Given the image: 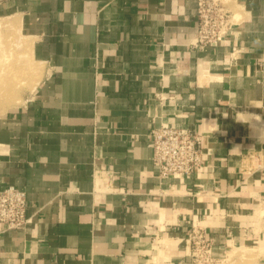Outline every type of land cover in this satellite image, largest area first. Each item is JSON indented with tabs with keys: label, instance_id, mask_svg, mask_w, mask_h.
<instances>
[{
	"label": "crops",
	"instance_id": "crops-1",
	"mask_svg": "<svg viewBox=\"0 0 264 264\" xmlns=\"http://www.w3.org/2000/svg\"><path fill=\"white\" fill-rule=\"evenodd\" d=\"M198 2L0 0V189L29 218L0 264H191L195 227L264 264V0L203 47ZM165 125L203 136L192 175L160 177Z\"/></svg>",
	"mask_w": 264,
	"mask_h": 264
},
{
	"label": "built area",
	"instance_id": "built-area-1",
	"mask_svg": "<svg viewBox=\"0 0 264 264\" xmlns=\"http://www.w3.org/2000/svg\"><path fill=\"white\" fill-rule=\"evenodd\" d=\"M217 0H199L197 46L218 43L232 24V15L219 8L213 14ZM153 162L161 178L192 175L202 164L203 136L191 129L175 126H159L151 129ZM26 191L10 185L0 189V232L16 230L26 226ZM191 264H218L220 260L214 251L213 240L206 229L193 228L189 235Z\"/></svg>",
	"mask_w": 264,
	"mask_h": 264
},
{
	"label": "rangeland",
	"instance_id": "rangeland-1",
	"mask_svg": "<svg viewBox=\"0 0 264 264\" xmlns=\"http://www.w3.org/2000/svg\"><path fill=\"white\" fill-rule=\"evenodd\" d=\"M213 4V14L217 15L218 9L223 8L226 11V14L230 15L233 11L232 0H217V4ZM254 250H249L246 248H233L228 250L222 256V259L218 261V264H255V261L251 259V256H254Z\"/></svg>",
	"mask_w": 264,
	"mask_h": 264
},
{
	"label": "bare ground",
	"instance_id": "bare-ground-1",
	"mask_svg": "<svg viewBox=\"0 0 264 264\" xmlns=\"http://www.w3.org/2000/svg\"><path fill=\"white\" fill-rule=\"evenodd\" d=\"M232 3H234V0H232ZM233 17H235V19H237V17H236V15L235 16H233ZM240 17V16H239ZM239 19V18H238ZM2 35V34H1ZM1 89V88H0Z\"/></svg>",
	"mask_w": 264,
	"mask_h": 264
}]
</instances>
